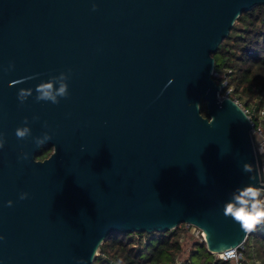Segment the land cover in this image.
Masks as SVG:
<instances>
[{"label": "water", "instance_id": "95a60500", "mask_svg": "<svg viewBox=\"0 0 264 264\" xmlns=\"http://www.w3.org/2000/svg\"><path fill=\"white\" fill-rule=\"evenodd\" d=\"M258 4L0 0V264H93L113 232L182 223L203 229L211 253L244 245L223 204L264 188V165L249 114L219 97L213 53ZM61 72L69 96L36 102L35 86ZM21 88L33 89L24 103ZM45 132L53 152L39 159Z\"/></svg>", "mask_w": 264, "mask_h": 264}, {"label": "trees", "instance_id": "16d2710c", "mask_svg": "<svg viewBox=\"0 0 264 264\" xmlns=\"http://www.w3.org/2000/svg\"><path fill=\"white\" fill-rule=\"evenodd\" d=\"M214 75L217 83L227 80L223 91L232 87V96L255 104L264 114V4L243 12L216 52ZM201 112L207 116L206 102ZM256 124L264 127V117ZM51 148V147H44ZM41 151L38 155L44 156ZM184 223L167 232H113L99 246L93 264H233L208 251L206 243L196 240L184 255ZM239 264H264V224L257 225L240 248Z\"/></svg>", "mask_w": 264, "mask_h": 264}, {"label": "clouds", "instance_id": "9594fccd", "mask_svg": "<svg viewBox=\"0 0 264 264\" xmlns=\"http://www.w3.org/2000/svg\"><path fill=\"white\" fill-rule=\"evenodd\" d=\"M97 5L93 3L92 10L95 11ZM13 67V65H10ZM70 79L69 73L61 72L58 76H52L47 81H42L35 86V100L36 102H50L51 104L58 105L61 99H66L69 96L68 80ZM33 89L21 88L17 93V98L21 103H24L29 96H32ZM199 108V105H197ZM33 119H39L34 117ZM28 120L25 118L24 125L15 130L17 139L25 140L31 136V129L27 126ZM47 127V124H45ZM51 139V136L45 132L42 137L35 138L37 147L43 145ZM6 140L2 133H0V149L4 148ZM28 153H23L20 159L26 160ZM35 162V159H34ZM36 163V162H35ZM245 172H252L250 165L245 164ZM28 197V193H21L19 199L24 200ZM8 206L12 205V201L7 202ZM223 215L230 217L234 222L240 225L242 231L246 233L253 232L257 225L264 224V188L256 187L253 184H247L243 187L236 188L231 193V198L223 204ZM5 237L0 235V241ZM234 250L227 252L228 256L233 254ZM79 264H84L80 261Z\"/></svg>", "mask_w": 264, "mask_h": 264}, {"label": "built area", "instance_id": "2783aa9c", "mask_svg": "<svg viewBox=\"0 0 264 264\" xmlns=\"http://www.w3.org/2000/svg\"><path fill=\"white\" fill-rule=\"evenodd\" d=\"M213 75H217V73L215 71H213ZM227 84V80L225 79L224 82L221 85V92L219 94V97H225V96H230V97H233L232 96V91H233V88L232 87H229L227 88L225 91H223L225 85ZM234 98V97H233ZM236 99L240 104L241 102L239 101L238 98H234ZM242 105V104H241ZM245 110L247 111V113L249 114L252 122H253V128L251 130L252 132V135L255 139V144H256V147L258 149V151L260 152L261 154V158H262V162H263V165H264V127L262 124H256L255 123V120L253 119L255 114L258 113L256 116L258 117H264V114L262 111H259V112H254L253 111H250L249 108H245ZM184 228L189 230L190 228L192 229V233L194 235H196L197 237H199L200 241L202 242H205V232L203 231V229H201L200 227L198 226H195L193 224H190V223H184ZM243 246V245H242ZM242 246H239V247H231V248H228L222 252H219V253H214L216 255V257L220 258V259H223V260H228V261H231L233 264H239V260L240 258L242 257V251L240 250V248ZM234 250L233 251V254L231 256H228L227 255V252L229 250Z\"/></svg>", "mask_w": 264, "mask_h": 264}, {"label": "rangeland", "instance_id": "374dc122", "mask_svg": "<svg viewBox=\"0 0 264 264\" xmlns=\"http://www.w3.org/2000/svg\"><path fill=\"white\" fill-rule=\"evenodd\" d=\"M240 102L244 108H249L250 111H253V110L255 111L254 102H251L250 105H248L247 107L243 105L244 101H240ZM191 231H192L191 228L189 230L185 229V234H184L183 239H182V242L184 245V255L188 254V251H189L193 242H195L196 240L200 241L199 237L194 235Z\"/></svg>", "mask_w": 264, "mask_h": 264}, {"label": "flooded vegetation", "instance_id": "af4514ba", "mask_svg": "<svg viewBox=\"0 0 264 264\" xmlns=\"http://www.w3.org/2000/svg\"><path fill=\"white\" fill-rule=\"evenodd\" d=\"M41 151L45 152L46 155H44V156H40V157H38V158H39V159H44V158L50 156V154L53 152V147H51V148H44V147H43Z\"/></svg>", "mask_w": 264, "mask_h": 264}, {"label": "bare ground", "instance_id": "6f19581e", "mask_svg": "<svg viewBox=\"0 0 264 264\" xmlns=\"http://www.w3.org/2000/svg\"><path fill=\"white\" fill-rule=\"evenodd\" d=\"M221 98V97H220Z\"/></svg>", "mask_w": 264, "mask_h": 264}]
</instances>
